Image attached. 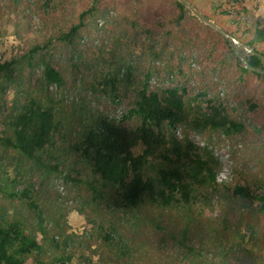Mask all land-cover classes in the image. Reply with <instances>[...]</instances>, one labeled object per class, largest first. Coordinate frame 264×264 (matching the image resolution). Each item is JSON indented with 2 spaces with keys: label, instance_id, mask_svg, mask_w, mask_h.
Here are the masks:
<instances>
[{
  "label": "rangeland",
  "instance_id": "374dc122",
  "mask_svg": "<svg viewBox=\"0 0 264 264\" xmlns=\"http://www.w3.org/2000/svg\"><path fill=\"white\" fill-rule=\"evenodd\" d=\"M186 1L253 49L264 0ZM179 3L0 0V65L9 64L0 72V135L11 134L10 121L31 100L50 106L56 122L36 159L0 141V226L17 223L39 247L23 264H264V202L233 194L237 186L264 194V76L244 72L233 43ZM255 47L264 52V43ZM47 63L61 84L46 81ZM127 72L115 92L105 84ZM144 84L184 91L191 106H221L244 126L201 127L192 113L163 123L168 138L218 162L216 182L197 188L189 205L115 208L113 193L72 150L100 119L137 127L140 117L129 114ZM162 167L151 163L145 178L156 180Z\"/></svg>",
  "mask_w": 264,
  "mask_h": 264
},
{
  "label": "trees",
  "instance_id": "16d2710c",
  "mask_svg": "<svg viewBox=\"0 0 264 264\" xmlns=\"http://www.w3.org/2000/svg\"><path fill=\"white\" fill-rule=\"evenodd\" d=\"M178 5L183 11L182 4ZM221 12L224 16L232 11ZM76 30L77 27L72 28L71 33ZM250 32L253 38L248 44L264 55L255 47L264 43V25L257 23ZM247 60L251 66L264 69L262 60L257 56L250 55ZM8 65H0V72ZM242 70L252 72L245 68ZM44 76L48 83L63 82L61 73L49 63L45 65ZM130 76L127 72L125 79L108 77L105 84L111 85L115 92L118 84L130 81ZM185 97L186 93H180L176 88L159 93L149 91L148 85L144 84L137 92L135 108L129 114L140 117L141 123L137 127L128 128L100 119L83 129L81 140L72 146V150L90 163L101 186L113 193V207L137 208L147 200L159 207H168L175 202L189 205L197 188L216 182L217 160L211 154L202 153L190 141L183 142L174 136L168 138L161 127L164 122L171 125L181 123L190 113L201 127L238 132L244 126L231 119L221 106H191ZM9 127L11 134L0 135V141L36 159L52 143L56 130L55 114L46 103L31 100L12 118ZM153 162L163 165L157 170L154 181L144 176L145 169ZM92 190L96 191L94 187ZM233 194L264 202V194H254L248 186L235 187ZM38 248L37 243L25 235L17 223L0 226V264H23L24 258Z\"/></svg>",
  "mask_w": 264,
  "mask_h": 264
},
{
  "label": "water",
  "instance_id": "95a60500",
  "mask_svg": "<svg viewBox=\"0 0 264 264\" xmlns=\"http://www.w3.org/2000/svg\"><path fill=\"white\" fill-rule=\"evenodd\" d=\"M178 1L183 6L187 7L189 12H192L193 14H195L202 22H204L205 24L212 27L214 30H216L217 32L222 34L224 37H226L228 40H230L233 43V45H234V47L232 49L233 53L238 58V60L242 63L243 68L264 76V69L255 68L248 63L247 54L257 56L258 58H260L262 60L263 63H264V55L256 52L252 48H248L247 45L242 44L234 36L227 33L224 29L218 27L206 15H204L201 12H199L198 10H196L188 1H186V0H178Z\"/></svg>",
  "mask_w": 264,
  "mask_h": 264
}]
</instances>
